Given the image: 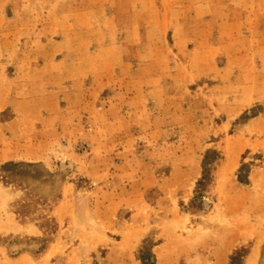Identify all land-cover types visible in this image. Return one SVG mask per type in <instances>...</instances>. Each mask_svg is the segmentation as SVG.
I'll use <instances>...</instances> for the list:
<instances>
[{
  "label": "rangeland",
  "instance_id": "374dc122",
  "mask_svg": "<svg viewBox=\"0 0 264 264\" xmlns=\"http://www.w3.org/2000/svg\"><path fill=\"white\" fill-rule=\"evenodd\" d=\"M241 10L264 0H0V264H264Z\"/></svg>",
  "mask_w": 264,
  "mask_h": 264
},
{
  "label": "crops",
  "instance_id": "0c3cea01",
  "mask_svg": "<svg viewBox=\"0 0 264 264\" xmlns=\"http://www.w3.org/2000/svg\"><path fill=\"white\" fill-rule=\"evenodd\" d=\"M232 9V8H231ZM229 11L230 8H229ZM232 12L235 13L236 11H234L232 9ZM237 15H231L230 19H236V20H246V19H249V18H252V19H258V20H262L264 19V15H261V12L260 11H249V10H241L240 12L238 11L236 13ZM157 264H159V259L157 258Z\"/></svg>",
  "mask_w": 264,
  "mask_h": 264
},
{
  "label": "trees",
  "instance_id": "16d2710c",
  "mask_svg": "<svg viewBox=\"0 0 264 264\" xmlns=\"http://www.w3.org/2000/svg\"><path fill=\"white\" fill-rule=\"evenodd\" d=\"M217 157H219V155H218L217 152H215V151L207 152V155L205 156V159H204L205 162L203 163V180H201V182L199 183V185L204 186L208 182L209 175L207 174V171H208V169H207V163H208L209 159L212 160L213 158L215 159ZM8 165L10 166L12 164H5L3 167L6 168ZM151 264H153V263H151Z\"/></svg>",
  "mask_w": 264,
  "mask_h": 264
}]
</instances>
